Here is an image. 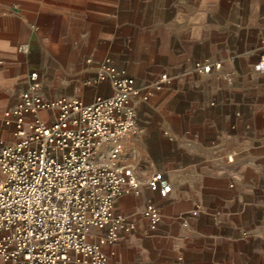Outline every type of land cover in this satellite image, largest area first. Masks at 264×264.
I'll use <instances>...</instances> for the list:
<instances>
[{
    "label": "crops",
    "instance_id": "1",
    "mask_svg": "<svg viewBox=\"0 0 264 264\" xmlns=\"http://www.w3.org/2000/svg\"><path fill=\"white\" fill-rule=\"evenodd\" d=\"M98 1L113 2L118 10L123 2ZM202 1L186 6L188 16L180 21L135 25L132 37L141 53L162 43L164 55L182 58L167 67L185 77L155 91L149 102L141 104L142 133L122 140L120 163L133 168L143 183L163 173L171 191L162 198L143 185L140 196L123 195L117 200V211L132 219L136 230L105 247L108 264H264V70L255 69L264 57V14L246 29L230 25L226 37L218 39L214 35L220 29L213 27V19L198 18ZM75 2L8 0L0 4L1 15L4 10L15 14L0 17V118L19 102L27 76L35 70L46 98L67 96L90 102L96 95L112 94L109 82L93 83L96 67L88 60L97 58L76 50L72 42L66 43L73 51L65 64L60 48L51 56L29 54L32 42L41 44L44 26L50 28L45 47L49 46L61 9ZM117 13L115 21H119ZM29 27L35 35H15L28 32ZM137 33L146 37L137 39ZM196 47L205 56L201 58L221 63V68L208 74L190 71ZM114 56L117 66L132 75L129 66ZM12 130L2 128L0 137L13 142ZM148 202L161 212L156 230L148 228L143 216Z\"/></svg>",
    "mask_w": 264,
    "mask_h": 264
},
{
    "label": "built area",
    "instance_id": "2",
    "mask_svg": "<svg viewBox=\"0 0 264 264\" xmlns=\"http://www.w3.org/2000/svg\"><path fill=\"white\" fill-rule=\"evenodd\" d=\"M88 61L96 67L93 83L109 82L111 95L46 98L35 70L0 118V131L13 128V142L0 137V264H108L105 247L136 230L117 200L140 196L143 185L162 198L171 191L161 172L143 183L120 153L124 138L142 133L140 105L172 77L162 73L142 84L111 57ZM214 68L221 63L198 60L191 70ZM255 69L264 70V57ZM143 216L150 230L158 228L155 203Z\"/></svg>",
    "mask_w": 264,
    "mask_h": 264
},
{
    "label": "rangeland",
    "instance_id": "3",
    "mask_svg": "<svg viewBox=\"0 0 264 264\" xmlns=\"http://www.w3.org/2000/svg\"><path fill=\"white\" fill-rule=\"evenodd\" d=\"M6 1L8 0H0V4ZM147 1L123 0L119 10L113 2L76 0L75 3H67L68 7L61 9L63 14L57 32L50 40L49 46L45 47L50 35V28L44 26L41 32L43 34L41 44L32 42L29 54L34 58H40L43 55L51 56L56 54L57 49L60 48L59 54H61V60L65 64L68 55L73 51L66 43L72 42L76 50L85 51L87 56L97 58L96 61L117 55L114 56L117 61L127 64L133 71L130 73L139 83L146 84L162 73H168L172 77L170 83L181 80L185 77L183 73H175L167 67L170 62H180L181 57L164 55L160 49L162 43H159L157 48L150 46L148 51L141 53L138 41L132 36L135 35V25L145 27L184 19L185 15L188 16L184 11L186 6H194L195 0H150L149 5H147ZM201 6L203 13L198 18L213 19L215 24L213 27L221 31L214 35L218 39L226 37L225 31L230 25L236 30L246 29L252 26L253 19L264 14V0H203ZM4 12L5 14H0V17L15 15L11 10H4ZM117 12L120 13L119 21H115ZM116 30L117 33H115ZM28 33L35 35L36 31L33 32L32 28L29 27L28 32L19 31V33L15 32V35L22 38ZM136 37L143 39L146 36L137 33ZM237 46L242 47L240 44ZM112 47H115L116 50L114 51ZM180 49L181 44L178 42L175 47L176 53ZM193 53L189 65L191 69L195 61L209 60L201 58L205 56H202L199 47H196ZM51 61L53 60L50 58ZM139 78H142V81H139Z\"/></svg>",
    "mask_w": 264,
    "mask_h": 264
}]
</instances>
